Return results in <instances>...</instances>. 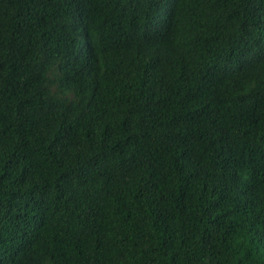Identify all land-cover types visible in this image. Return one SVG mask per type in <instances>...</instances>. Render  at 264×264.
<instances>
[{
	"label": "trees",
	"instance_id": "obj_1",
	"mask_svg": "<svg viewBox=\"0 0 264 264\" xmlns=\"http://www.w3.org/2000/svg\"><path fill=\"white\" fill-rule=\"evenodd\" d=\"M0 264H264V0H0Z\"/></svg>",
	"mask_w": 264,
	"mask_h": 264
}]
</instances>
